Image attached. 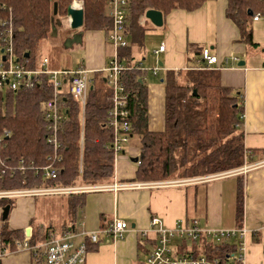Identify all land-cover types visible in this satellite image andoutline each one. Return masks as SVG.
<instances>
[{"label": "trees", "instance_id": "16d2710c", "mask_svg": "<svg viewBox=\"0 0 264 264\" xmlns=\"http://www.w3.org/2000/svg\"><path fill=\"white\" fill-rule=\"evenodd\" d=\"M79 1L84 3L81 7L84 10L82 28L85 27L82 33L87 30L102 31L108 38L113 20L109 16L107 0ZM208 1L211 0H130L127 35L131 45L124 50L132 48L140 38H144L147 29L140 22L146 17L147 11H159L165 17L177 10L192 13ZM227 3V18L237 26L241 40L257 46L253 43L251 21L257 15L264 16V0H227ZM71 5H74L72 0H0V56L1 35L12 29L16 59L28 69L37 70L41 61V43L52 37L53 25L57 31L64 28L67 9ZM250 12L253 13L252 16ZM66 36L68 38L69 34ZM124 50L121 51V59L130 64L134 59L132 56H125L127 53H123ZM201 55L202 52L200 57ZM49 66L53 68L51 62ZM199 67L195 64L187 67L185 71H171L167 74L164 81L165 128L162 132H153L149 127L148 88L138 76L140 72L133 70L125 74V84L130 95V124L139 137L140 148L137 156V174L132 182L197 179L245 166L247 151L244 135L238 133L243 122L242 95L221 83L220 70L198 69ZM39 79L33 89H7L5 96L3 91H0V135L5 131L10 132V136L3 139V147H0V163L7 166H16L24 160L28 165L33 163L37 167H44L53 152L46 141L47 123L44 114L46 101L52 96V89L46 76ZM94 81L85 108L84 145L80 144V102L70 95L64 99L67 119L60 134L64 159L60 165L59 180L44 183L42 173L35 171L18 172L14 176L9 173L10 175L0 178V190L46 187L54 184L106 185L111 182L115 163V154L109 148L113 141V131L108 126L112 93L102 77L95 76ZM87 196L88 194H79L56 198L66 199L74 220L78 208L84 204ZM50 198L55 197H37L34 200ZM16 201L17 199L0 200V207L3 209L10 205L12 209ZM236 209L238 218L242 219V180L238 184ZM81 222L64 223L59 231L49 226L40 229L41 232L35 229L31 245L45 242L52 234L62 235L65 232L78 231L77 227L82 225ZM151 236L153 235L141 239L142 243H152ZM24 239L25 234L18 231L5 229L0 233V244L6 250L14 251L15 242ZM88 240L85 239L90 251L97 245ZM188 245L197 253L210 257H223L230 249L228 244L215 247L204 241ZM147 253L148 251L146 255ZM33 256L42 263L41 258L36 257L34 253Z\"/></svg>", "mask_w": 264, "mask_h": 264}, {"label": "crops", "instance_id": "0c3cea01", "mask_svg": "<svg viewBox=\"0 0 264 264\" xmlns=\"http://www.w3.org/2000/svg\"><path fill=\"white\" fill-rule=\"evenodd\" d=\"M227 5V0H211L192 13L174 11L164 16L161 28L145 17L140 24L146 27V32L164 36L151 52L154 62L150 69L138 76L148 88L149 127L153 132H162L165 128L164 81L167 74L199 64L200 54L205 49L217 56L221 62V83L242 95L243 122L238 132L244 135L247 161L240 169L246 172L199 183L191 181L195 179H170L168 181L185 183L160 189L91 193L78 208L74 220L66 216V199L55 197L35 201L34 198H21L6 221L2 220L3 209L0 207V233L6 229L27 235L30 229L32 235L33 230L41 232L40 229L48 226L59 231L64 223L71 221H82L77 227L78 232H95L120 219L130 227L124 239L109 241L101 235L98 245L88 252L85 264H141L150 248L148 243H142L144 237L140 232L149 229L153 217L160 218L169 228L176 227L180 221L190 223L196 219L203 228L233 229L243 225L248 229L244 240L245 263L264 264V16L251 21L253 43L257 44L252 46L241 40L237 26L227 18ZM145 40L144 36L132 48L123 51L127 53L125 56L133 57V62H141L143 68L146 54H149ZM162 44L166 45L165 52L156 54ZM80 46L85 48V63L92 70L102 69L112 52L102 31H85ZM107 46L109 54L105 53ZM233 57L239 61H233ZM157 67L159 70L155 75L153 69ZM139 151V137H136L125 154L115 158L113 177L107 185L135 180L138 165L132 158L137 157ZM241 180L244 215L239 219L236 208ZM74 240L80 244L84 238ZM1 247L4 246L0 244ZM3 252L6 253L0 257V264H42L29 250Z\"/></svg>", "mask_w": 264, "mask_h": 264}, {"label": "built area", "instance_id": "2783aa9c", "mask_svg": "<svg viewBox=\"0 0 264 264\" xmlns=\"http://www.w3.org/2000/svg\"><path fill=\"white\" fill-rule=\"evenodd\" d=\"M130 0H107L109 16L113 20V26L108 34V43L112 49L106 65L100 70L88 68L83 61L77 69H53L48 58L39 63L37 70H30L18 62L14 53L12 29L1 35V56H0V89L6 88L10 91L22 89H33L39 83V77L46 76L52 89L51 99L46 101L45 121L47 123L46 141L52 147V154L47 158V165L37 167L33 163L28 165L24 160L16 166H7L0 163V178L11 174L26 171L42 173L44 183L59 180L63 163L62 143L60 134L64 121L67 119V107L64 103L67 95L80 102L81 115L80 126L82 128L80 144L84 145V115L89 92L94 84L95 76L102 77L103 82L111 90L112 104L108 112V126L113 131V141L109 148L115 154V158L125 154V150L137 135L130 124V112L128 109L129 93L125 84V74L130 71L144 72L141 62L125 63L121 59V51L129 46L127 13ZM82 7L79 3H74ZM261 15L254 17L258 20ZM166 45L162 44L156 54L165 52ZM3 51V52H2ZM5 57V60H3ZM238 62L239 58L233 57ZM228 64V59H225ZM198 69L221 70L219 58L211 54L209 49L202 51L201 61ZM159 68L153 69L157 74ZM10 136L9 131L0 135V147L4 145V138ZM82 162V161H81ZM139 163V162H138ZM82 167V163H81ZM245 169H239L218 175H212L191 180L193 182L209 181L221 176L245 173ZM9 174V175H10ZM82 174V170H80ZM183 181H158V182H114L112 185H72L63 186L54 184L46 187L20 188L0 190V200H11L21 198L37 197H61L79 194H91L113 190L115 192L125 190L160 189L174 185L184 184ZM129 225L120 219L95 232L71 231L62 235H50L47 240L37 245H31L32 235H25L24 241L15 242L16 251L29 250L36 257L42 259L43 264H85L88 256L89 244L85 241L88 238L91 244L98 245L100 236L106 239L123 240ZM142 237L150 238L153 235L152 243L148 242L149 251L144 264H246L245 263V237L248 234L246 227L238 226L233 229L203 228L198 220H191L190 223L180 221L174 228L167 227L157 217L150 221L149 229L140 232ZM82 237L84 241L75 243V238ZM178 239L177 243H175ZM204 241L213 244L215 247L228 244L229 251L223 257H210L197 253L189 248L188 243ZM218 248V247H217ZM4 247L0 249V257L6 252Z\"/></svg>", "mask_w": 264, "mask_h": 264}, {"label": "rangeland", "instance_id": "374dc122", "mask_svg": "<svg viewBox=\"0 0 264 264\" xmlns=\"http://www.w3.org/2000/svg\"><path fill=\"white\" fill-rule=\"evenodd\" d=\"M73 3H79L81 5H84V3L82 1H79V0H77V1L72 0V4ZM63 25H64V28L59 29L57 31L56 37L53 36L49 40H46V41L41 43V45H40L41 46L40 47V53H41L40 58L42 60V59L48 57L50 59L51 65L55 68L77 69L83 61L86 62L87 56H86L85 48L84 47L82 48L81 46H75V47L73 46L71 48H66L65 47V45H66L65 41L69 38L71 39L75 34H77L76 32H78V33L83 32L82 30H84L85 27L80 29V30H76V31L70 29L68 18L66 19V21L64 20ZM156 31H158V30L156 29ZM67 34H69L68 38L66 36ZM163 36L164 35L161 34V36L157 37L156 33H151L150 31L146 32V34H145V39H146L145 40V47H146V50L149 52V54H146L147 55V61H145V65H144L145 69H150V67H151L150 65L154 62V58L152 57L151 52L153 51L155 45L159 42L160 38ZM105 53L106 54L110 53V48L108 46L105 48ZM0 91H3L4 96L8 92L6 88L4 90H0ZM50 199H52V198H50ZM18 200L19 199H17V201ZM66 207H67V205H66ZM66 216L67 217H73L71 215L69 207H67ZM177 241H178V239H176L175 243H177Z\"/></svg>", "mask_w": 264, "mask_h": 264}, {"label": "water", "instance_id": "95a60500", "mask_svg": "<svg viewBox=\"0 0 264 264\" xmlns=\"http://www.w3.org/2000/svg\"><path fill=\"white\" fill-rule=\"evenodd\" d=\"M55 7V14L57 13V4L54 5ZM253 13L250 12V16H252ZM67 18L69 20V27L70 29L76 31L82 29L84 26V10L83 8L77 7L75 5H71L67 9ZM146 19L149 20L155 27L161 28L164 25V16L161 12L155 11V10H149L146 13ZM53 36L56 37L57 35V28L55 25H53ZM83 41V33H77L75 34L71 39H67L66 48H71L73 46H80ZM3 52V51H2ZM3 60H5V57H3ZM244 64V63H242ZM196 94V93H195ZM132 162L137 164L139 162V158L135 157L132 158ZM11 211V206L7 205L3 208V214H2V220L6 221L9 218V214ZM31 231L30 229L27 230V236L30 235Z\"/></svg>", "mask_w": 264, "mask_h": 264}]
</instances>
